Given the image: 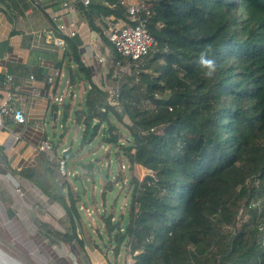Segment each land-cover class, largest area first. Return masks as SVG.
Listing matches in <instances>:
<instances>
[{
    "label": "trees",
    "instance_id": "trees-1",
    "mask_svg": "<svg viewBox=\"0 0 264 264\" xmlns=\"http://www.w3.org/2000/svg\"><path fill=\"white\" fill-rule=\"evenodd\" d=\"M139 1L151 5L146 29L156 45L117 80L115 105L91 84L73 112L80 147L100 130L131 167L148 170L127 182L125 227L101 216L102 235L132 264H264V0ZM78 7L90 25L127 21L119 0ZM105 41L113 65L129 62ZM202 52L218 65L211 78L198 65ZM61 188L78 223L81 197L66 180Z\"/></svg>",
    "mask_w": 264,
    "mask_h": 264
},
{
    "label": "crops",
    "instance_id": "crops-1",
    "mask_svg": "<svg viewBox=\"0 0 264 264\" xmlns=\"http://www.w3.org/2000/svg\"><path fill=\"white\" fill-rule=\"evenodd\" d=\"M75 1L0 0V104L15 89L14 106L25 118L15 123L6 117L0 128V238L38 264H71V259L83 264L82 258L87 264L110 263L95 243L91 211L80 205L78 223L70 220L53 163L37 150L47 140L56 155L66 149L67 163L77 160L79 151L72 150V143L80 140L83 127L74 123L73 112L83 108L91 84L107 91L117 84L111 46L105 40L109 26H121L120 21L94 18L90 25L79 7L76 13L63 8ZM58 24L65 26L63 33L56 31ZM70 32L75 35L66 37ZM55 39L63 45H56ZM5 76L11 84L4 83ZM49 76L51 84L46 82ZM32 89L35 96L30 95ZM105 145L101 156H109L111 147ZM71 176L66 181L77 190Z\"/></svg>",
    "mask_w": 264,
    "mask_h": 264
},
{
    "label": "rangeland",
    "instance_id": "rangeland-1",
    "mask_svg": "<svg viewBox=\"0 0 264 264\" xmlns=\"http://www.w3.org/2000/svg\"><path fill=\"white\" fill-rule=\"evenodd\" d=\"M144 105L147 106L148 103H144ZM116 125L120 128V132L124 134V136L121 137L119 142L125 143L126 138L128 137L127 131L118 122H116ZM101 136V133L97 134L90 143L83 144L81 147L79 145L80 140L76 143L75 141H73L72 150L74 152L79 151L77 152L79 158L77 160L74 159V162L68 160L67 165L68 169H70V173L72 172V176L74 173H80L81 170L79 169V164L85 163V161L91 158V156H93L92 158H102L101 155L103 154V148L106 147V145L104 142L101 141ZM91 148L95 149L94 152H97V150L98 152L92 155L91 153H89V150ZM113 150L114 148L110 149V153L108 156L110 162L109 167L107 169L108 174L106 176H101L98 173H95L93 183H91L87 179L83 180L82 184L83 188L85 189L84 194H82V189L80 185L75 181V184L77 185V193L81 197L80 203L75 205V207L80 209V205H85V207H87L91 211L90 215L93 218L92 227L95 231V233L93 234L95 238L94 240L96 245L101 249V251L105 255L104 258L106 259V261L108 262L109 260V264H127L128 261H130V263L133 262L132 256L130 254L126 255V250L123 245H121L119 248L118 256L112 253L114 249V243H111L110 241H108V238L106 236L102 235L104 234V229L101 221V216L111 215L113 219L121 217L120 224L122 227H125L127 223V214L131 200V194L126 186L127 182L129 181L130 176L133 174H136L137 177L141 179L148 173V170L143 167L139 168L138 166H134V168L131 167L128 161L126 160L125 156L121 152L118 153V150L116 152H114ZM103 166L105 167V165ZM135 168H139V171H134L136 170ZM119 173L122 174L120 176H123V181L118 179ZM72 176L70 177L71 180H73ZM108 182L111 184V189L105 192V198L103 200L101 197L102 188L104 184ZM98 232H101V238L98 237L100 235ZM3 238H5L4 235ZM5 242L1 241L0 247L6 253L19 260L23 264H38V260L36 258L26 257L25 255H23V251H21L20 248L11 245L6 238ZM82 260L83 264H87L85 258H82ZM71 264H73L72 259Z\"/></svg>",
    "mask_w": 264,
    "mask_h": 264
},
{
    "label": "built area",
    "instance_id": "built-area-1",
    "mask_svg": "<svg viewBox=\"0 0 264 264\" xmlns=\"http://www.w3.org/2000/svg\"><path fill=\"white\" fill-rule=\"evenodd\" d=\"M90 2L91 0H76L74 3H65L63 8L68 13H76L79 5L86 6ZM119 4L125 8L127 21L121 26H117L115 23L109 26L107 40L113 46L114 50L129 62L116 64L115 77L117 80L123 78L127 69L140 61L141 58L156 45L155 38L146 29L147 20L151 16V5L143 1L131 3L128 0H119ZM64 28L65 26L63 24L55 26L56 31L59 33H63ZM65 35L66 37L72 38L75 34L74 32H70ZM55 44L62 46L63 41L55 39ZM99 61H104V59L100 57ZM3 81L5 84L12 83V79L9 76H5ZM46 82L51 84L53 78L51 76L47 77ZM36 94L35 89L30 91L31 96H35ZM117 94L118 87L115 85L108 91L107 102L110 105L116 104L115 97ZM16 100L17 94L14 89L13 92L7 94V99L0 104V128L5 127L4 119L9 116L15 123H24L25 118L23 110L21 108L17 109L14 106ZM56 100L60 102L61 98ZM37 150L53 163V169L57 175L58 181L62 184L70 175L67 161L63 156L66 149H61L59 154L56 155L52 144L47 140H43L39 144ZM86 211H88V209H86ZM132 263H130V261L127 262V264Z\"/></svg>",
    "mask_w": 264,
    "mask_h": 264
},
{
    "label": "water",
    "instance_id": "water-1",
    "mask_svg": "<svg viewBox=\"0 0 264 264\" xmlns=\"http://www.w3.org/2000/svg\"><path fill=\"white\" fill-rule=\"evenodd\" d=\"M95 124H97V122L93 120L91 123L90 129H89V132H88V137L92 133V128ZM109 163H110L109 160H103V158L99 157V158H92L88 160V162L86 163L79 164V169L81 170V172L73 174L72 177H73V180L76 181L80 185L82 189V194L85 193V189L83 188V184H82L83 179H87L88 181L93 183L95 173H98L101 176H106L108 174L107 169L109 167ZM103 165H105V167ZM0 264H23V263L15 259L11 255H9L8 253H6L0 247Z\"/></svg>",
    "mask_w": 264,
    "mask_h": 264
},
{
    "label": "clouds",
    "instance_id": "clouds-1",
    "mask_svg": "<svg viewBox=\"0 0 264 264\" xmlns=\"http://www.w3.org/2000/svg\"><path fill=\"white\" fill-rule=\"evenodd\" d=\"M198 65L204 69V75L207 78L213 77L214 73L217 70V63L214 59L209 58L207 52H202L198 58Z\"/></svg>",
    "mask_w": 264,
    "mask_h": 264
},
{
    "label": "bare ground",
    "instance_id": "bare-ground-1",
    "mask_svg": "<svg viewBox=\"0 0 264 264\" xmlns=\"http://www.w3.org/2000/svg\"><path fill=\"white\" fill-rule=\"evenodd\" d=\"M64 154V153H63ZM64 156V155H63ZM122 169V168H121Z\"/></svg>",
    "mask_w": 264,
    "mask_h": 264
}]
</instances>
